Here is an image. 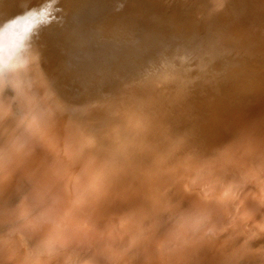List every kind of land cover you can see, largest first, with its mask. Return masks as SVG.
<instances>
[{
  "label": "clouds",
  "instance_id": "obj_1",
  "mask_svg": "<svg viewBox=\"0 0 264 264\" xmlns=\"http://www.w3.org/2000/svg\"><path fill=\"white\" fill-rule=\"evenodd\" d=\"M168 2L141 72L86 99L0 22V95L38 114L22 148L0 126V264H264V0Z\"/></svg>",
  "mask_w": 264,
  "mask_h": 264
},
{
  "label": "rangeland",
  "instance_id": "obj_2",
  "mask_svg": "<svg viewBox=\"0 0 264 264\" xmlns=\"http://www.w3.org/2000/svg\"><path fill=\"white\" fill-rule=\"evenodd\" d=\"M5 1H6V3L4 5H7L6 7L9 8V9H12V8H14V9L16 8L17 9V7H15V6H17L19 4L20 5V6L18 5L19 7L22 6V8H20L21 10L22 9L23 10L26 9V11H27L25 13V10L24 11L22 10L21 12L17 11L16 9L15 10L12 9V11L9 10V14L11 15V18H7L5 20H8V19L13 20V26H11V27H13V28H15V27L18 28L19 27V29H17L18 31L21 32L22 28H27V27H28V30H29V29H32L33 27H35L34 25H36V24H37L36 26H41V23L42 22L43 23L47 22V24L46 23L43 24L46 27L43 26V25L41 26L40 29H41V32L43 33V35L39 31V34L40 35L37 36V39L39 38L37 40V42L39 43L40 46H42L43 52H45L46 50H51V49H55V50L58 51V52H56L54 54L53 59L55 61L61 60V62H62V68H61L60 73L61 74L63 73V75H61L62 76V79H63L62 81H64V82L66 81V83H64V85L66 86V88L69 87V88H67L69 90H72L73 87H74L75 89H73V90L77 92V90H79L78 87L81 86V88H80V90L78 92H81V90H83V89L85 90V93L86 92L92 93L91 91H96V92H93L94 94L97 93V92H105V91H107L105 89L107 87V85L104 83L105 81H111L113 83L116 82L115 78H113V75H112V72L114 70V66H116V73L120 74V78L121 79H126L125 77L131 78V77H133V75L136 76L138 73H140L141 71H139V70L140 69H143L142 66H145V64L148 61L151 60L150 58H152L155 55V53H156V47H157L156 45L157 44H154V43L153 44H149V43L148 44H144L143 42L136 43L134 41L133 42L132 41L131 42H128V41L132 40L133 38L130 37V36H121L123 34L122 32H128L129 29H130V27H131V25H133L132 23H130V20H134L133 19L134 17L135 18H139L141 16V12L143 11V10H141V11H139L137 13H134V14L132 13V9H134L137 6L134 1H132V2H130L128 4L127 3L123 4V3L120 2V4L117 5V8H116L115 11L106 13V15H105V18L106 19L105 20H108V22H107L108 24L105 23L104 25H102L103 28H96V29H99L100 30L99 33H102L103 32L105 34L107 33V31L109 32L110 30H112L111 32H112L113 35L111 36V38L115 36L116 37L115 40H112V41H99V40H96V39L93 38L92 40H90L89 42H87V44H84V46L81 45L80 42H79L80 39L78 38V36H79L78 32H74V31H72L70 29H69L70 31H67L68 29L65 26H62V24L57 26L55 23H53V22L56 21V20H54V18L59 15V12H58L59 9L61 10L60 5L62 3L61 2L62 0H59V2H58V0L57 1H54V0H50L49 1V0H47L49 4L48 3L39 4V5H42L44 7L38 6V4L36 5V2L38 3L39 0H32V2L30 0H29V2H28V0L27 1H24V0H12V2H11V0H5ZM20 1H23V2L21 3ZM157 2H159V0H157ZM24 3H25V5H24ZM28 3H30V4L33 3V5L35 4L34 5L35 8H33V5L31 4L32 7L30 9V5ZM26 4H28V5H26ZM158 4L160 5V7L163 8V6L160 3H158ZM0 5H2V4H0ZM86 5L88 6V3ZM151 5L153 7L154 4L151 2ZM24 6H26V7H24ZM141 8L143 9V7H141ZM40 9H41V11H40ZM46 9H47V11L49 10L48 12H50V14L46 11ZM84 9H85V7L82 10H84ZM163 9H166V8H163ZM42 10L43 11L45 10V15H44V12ZM129 11H131V14L126 13V12H129ZM213 11H214V8L212 9V12ZM40 13L42 14V17H41V14ZM167 13L169 14V17L168 18L172 17V15H173L172 12H169V10H167ZM120 14L124 18H122V17L119 18V15ZM22 15H23V19H25V20H22ZM24 15L27 16V18ZM19 16L21 17V19L19 18ZM15 17H16V19L18 17V19L16 20ZM44 17H45V19H43ZM32 18H34V19H32ZM51 20H52V22H51ZM17 21L19 22V24H18ZM30 22H31L32 25H30ZM34 22H36V23H34ZM24 24H26V25H24ZM27 24H29L30 26L27 25ZM52 24H54L55 26L54 25L51 26ZM55 27H56V29H55ZM169 27H170V25H169ZM52 30H54V31L52 32ZM172 30H174V28L172 29L170 27L169 32H171ZM44 31L46 32V34H45ZM48 32H50L51 36L54 39L53 38H47L46 37L47 34L49 35ZM65 33H67V35ZM69 33L71 35H69ZM132 33H134L136 35H139V34L141 35L142 30L140 28H138V27L137 28L134 27V29L132 30ZM44 35H46V36H44ZM57 35L59 37H61V38H59ZM129 35H130V33H129ZM120 36L121 37H124L123 40L121 39ZM42 38L43 39L45 38L46 40L45 39L43 40ZM117 38H119V39H117ZM51 39H52V41H50ZM98 39H100L99 36H98ZM125 39H127V40H125ZM66 40H68L67 42H69V44L66 42ZM43 41L44 42L46 41V42L44 43ZM56 41H58V42H56ZM77 41H78V43H77ZM50 42H51V44H49ZM52 43H54L56 45L55 46L56 48L54 47V44H52ZM72 43H73V46H72ZM47 44L49 45L48 47L47 46H44V45H47ZM51 45H53V46H51ZM145 46H147V47H145ZM72 47H74V48H72ZM44 48H46V50H44ZM81 51L86 52V53L83 54V58H81V54H82V53H80ZM153 52H155V53H153ZM63 53H64L65 56L67 55V58H68L69 61L63 55ZM89 54H92V55H90L89 58H92V57L93 58L92 59H89L88 58L89 59L88 61L82 62L83 60H86V58L88 57ZM59 55H63V57L62 56H59ZM73 57H75L77 61H75V58H73ZM70 58L71 59L73 58L72 59L73 61H71ZM140 59H142L144 61H141ZM145 60H146V62H145ZM67 61H68V63H67ZM123 62L126 63V64L122 65L121 63H123ZM139 63H141V64H139ZM70 64H71V66H70ZM82 65H85L86 66L85 71L82 70L81 68H80L81 70L79 69V66H82ZM63 67H65V68H63ZM117 67H119L120 72L118 71ZM154 67L155 66H153V68ZM136 69H138V70L136 71ZM79 71H80L81 75H79L80 74ZM124 73L125 74H128V76L125 75ZM78 75L81 78L78 77ZM123 76H125V77H123ZM69 77H71V78L69 79ZM76 78H80V79L77 80ZM71 84L72 85H75V86L78 85V86L76 88L75 86H72ZM69 85L71 86V89H70V86ZM195 103H197V104L212 103V104L216 105V104L223 103V101L219 97H217L216 99H213L211 101H209L207 97H198L195 100ZM245 117H246V114L240 113V112H237V111H234V110L217 111L214 114L213 123H215L217 126H221L225 122L233 121V119H236L237 121H239V120L244 119ZM209 126H211V124Z\"/></svg>",
  "mask_w": 264,
  "mask_h": 264
},
{
  "label": "bare ground",
  "instance_id": "obj_3",
  "mask_svg": "<svg viewBox=\"0 0 264 264\" xmlns=\"http://www.w3.org/2000/svg\"><path fill=\"white\" fill-rule=\"evenodd\" d=\"M24 1H27V0H24ZM32 2V0H30ZM50 1V0H49ZM54 1H57V0H54ZM134 1L136 3V7L134 9H132V13H137L141 10H143L141 12V16L139 18H133L134 20H130V23H132L133 25H131L130 29L128 32H122L123 34L121 36H130L132 37L133 39L128 41V42H143L144 44H157V40L158 38L160 37H163V36H166L168 33H169V30H170V27L173 29L175 24H176V13H175V10H174V6L171 5L168 0H159V2H157V0H75L74 3H68V0H62L61 2V10L59 9V15L57 17H53L54 20H56L55 23L57 26L58 25H61L62 26H65L68 30L67 31H74V32H78L79 36L78 38L80 39V44L84 46V44H87V42H89L90 40H92L93 38L96 39V40H99V41H112V40H115L116 37H112L111 36L113 35L112 34V30H110L109 32L107 31V33H99L100 30L99 29H96V28H103L102 25H104L105 23L108 24V20H105V15L106 13H109V12H113L116 10L117 8V5L121 3L125 4V3H130ZM0 22H3L5 21V19L7 18H11V15L9 14V10L12 11L15 10L14 8L12 9H9L7 8L6 6L7 5H4L6 3L5 0H0ZM12 2V0H11ZM21 3L23 1H20ZM19 2V3H20ZM29 2V0H28ZM52 2V1H51ZM59 2V0H58ZM151 2L154 4L153 7L151 5ZM20 3V4H21ZM34 3V2H33ZM33 3H31L33 5ZM48 3V1H47ZM88 3V6L86 5ZM160 3L163 8H166V9H163L162 7H160V5L158 4ZM217 3H218V0H211V7L209 8V13L211 14L212 13V9L214 8L215 10V7L217 6ZM17 4V3H16ZM30 5V9L32 7V5L30 3H28ZM26 4V5H28ZM38 4V6H42V5H39L41 3H37L36 2V5ZM44 4V3H43ZM49 4V3H48ZM51 4V3H50ZM56 4V3H55ZM19 5V4H18ZM15 6L17 7V11L21 12L22 10L19 7V6ZM22 5V4H21ZM25 5V3H24ZM35 5V4H34ZM33 5V8H35V6ZM26 7V6H24ZM23 7V8H24ZM44 7V6H42ZM85 7L84 10H82L83 8ZM143 7V9L141 8ZM37 8V7H36ZM149 8V9H148ZM19 9V10H18ZM25 10V13L27 12L26 9ZM23 10V11H24ZM28 10V9H27ZM167 10H169V12H172V17L168 18L169 17V14L167 13ZM41 11V9H40ZM43 11V10H42ZM47 11V9H46ZM49 11V10H48ZM47 11V12H48ZM38 12V11H37ZM44 12V15H45V10L43 11ZM32 13V12H31ZM42 13V12H41ZM40 13V14H41ZM50 14V12H48ZM47 13V14H48ZM128 14H131V11L129 12H126ZM22 14V13H21ZM28 14V13H27ZM20 15V14H19ZM25 16V15H24ZM27 18V16H25ZM24 17V18H25ZM41 17H42V14H41ZM46 17V16H45ZM45 17L43 19H45ZM124 18L123 16H121V14L119 15V18ZM19 18L21 19V17L19 16ZM36 18V17H35ZM52 18V19H53ZM16 19V17H15ZM18 19V17H17ZM16 19V20H17ZM34 19V18H32ZM47 19V18H46ZM139 19V20H138ZM10 20V19H8ZM22 20H25L23 19V15H22ZM36 20V19H35ZM15 21V20H14ZM21 21V20H20ZM33 21V20H32ZM38 21V20H37ZM36 21V22H37ZM42 21V20H41ZM44 21V20H43ZM47 21V20H46ZM50 21V20H49ZM48 21V22H49ZM18 22V21H17ZM23 22V21H22ZM34 22V23H36ZM52 22V20H51ZM168 22V23H167ZM15 23V22H14ZM24 23V22H23ZM28 23V22H27ZM47 24V22H45ZM45 23H41V26ZM19 24V22H18ZM50 24V23H49ZM170 27H169V25ZM26 25V24H24ZM29 25V24H27ZM30 25L31 22H30ZM29 25V26H30ZM37 25V24H36ZM34 25V26H36ZM54 24H52L51 26H53ZM99 25V26H98ZM13 26V24H12ZM45 26V25H43ZM48 26V25H47ZM55 26V25H54ZM15 27V26H14ZM26 27V26H25ZM46 27V26H45ZM134 27H138L142 30V33L141 35H136L134 33H132V30L134 29ZM16 29H19V27H15ZM32 28V27H31ZM50 28V27H49ZM52 28V27H51ZM54 28V27H53ZM59 28V27H58ZM24 29V28H22ZM28 29V27H27ZM45 29V28H44ZM56 29V27H55ZM54 29V30H55ZM70 29V30H69ZM52 30V32L54 31ZM51 31V30H50ZM40 32H41V29H40ZM45 32V31H44ZM42 33V32H41ZM49 35L47 34L44 35L46 36L47 38H53L50 34V32H48ZM99 33V34H98ZM120 33V32H119ZM130 33V35H129ZM46 34V32H45ZM63 34V33H62ZM67 35V33H65ZM40 35V34H39ZM43 35V33H42ZM55 35V34H54ZM53 35V36H54ZM61 35V34H60ZM65 35V36H66ZM69 35H71L69 33ZM43 36V37H44ZM58 36V35H57ZM98 36L100 37V39H98ZM120 36V37H121ZM59 37V36H58ZM118 37V36H117ZM57 38V37H56ZM61 38V37H59ZM114 38V39H113ZM124 37H121V39L123 40ZM39 39V38H38ZM37 39V40H38ZM43 39V38H42ZM45 39V38H44ZM43 39V40H44ZM54 39V38H53ZM71 39V38H70ZM73 39V38H72ZM119 39V38H117ZM46 40V39H45ZM127 40V39H125ZM49 41V40H48ZM47 41V42H48ZM52 41V39L50 40ZM59 41V40H58ZM56 41V42H58ZM65 41V40H64ZM63 41V42H64ZM68 40H66L67 42ZM74 41V40H73ZM72 41V42H73ZM117 41V40H116ZM44 42V41H43ZM42 42V43H43ZM46 42V41H45ZM44 42V43H45ZM62 42V43H63ZM41 43V44H42ZM43 43V44H44ZM69 44V42H67ZM78 43V41H77ZM39 44V43H38ZM51 44V42L49 43ZM54 44V43H52ZM65 44V43H64ZM44 46H49L48 44L47 45H44ZM53 46V45H51ZM50 46V47H51ZM56 45L54 44V47ZM63 46V45H62ZM65 46V45H64ZM72 46H73V43H72ZM157 46V45H156ZM141 47V46H140ZM147 47V46H145ZM155 47V46H154ZM42 48V46H41ZM56 48V47H55ZM65 48V47H64ZM74 48V47H72ZM51 49V48H50ZM71 49V48H70ZM154 49V48H153ZM44 50H46V48H44ZM130 50V49H129ZM151 50V49H150ZM149 50V51H150ZM47 51V52H46ZM44 53V58H45V64H44V67H45V70L47 71V73L49 74V76L51 77V79L54 81V83L56 84V87H57V90L58 92L64 96L66 99H69V100H77V99H86L88 97H90L91 95H94L93 92H96V91H91L92 93L90 92H86L85 93V90H81V92H78L81 88H79V90L74 91L73 89H75L73 87V91L72 90H69L66 88V86L64 85V83H66V81H62V76L63 73L61 74L60 71H61V68H62V62L61 60H57L55 61L53 59V56L56 52H58L57 50L55 49H51V50H46ZM62 51V50H61ZM63 52V51H62ZM151 52V51H150ZM65 53V52H64ZM63 53V55H64ZM80 53L81 54V58H83V54L86 53L84 51H81ZM152 53V52H151ZM155 53V52H153ZM61 54V53H60ZM149 54V53H148ZM156 54V53H155ZM63 55H59V56H62ZM90 55L92 54H89L88 57L86 58V60H83L82 62H86L88 61L89 59H92V58H89ZM143 55V54H142ZM65 56V55H64ZM152 56V55H151ZM150 56V57H151ZM67 58V55L65 56ZM70 57V56H69ZM75 58V57H73ZM72 58V59H73ZM89 58V59H88ZM71 59V58H70ZM71 59V61H73ZM148 59V58H147ZM146 59V60H147ZM151 59V58H150ZM149 59V60H150ZM68 60V58H67ZM141 61H144L142 59H140ZM145 60V62H146ZM63 61V60H62ZM66 61V60H65ZM69 61V60H68ZM67 61V63H68ZM75 61L76 58H75ZM74 61V62H75ZM148 61V60H147ZM81 62V61H80ZM139 62V61H138ZM144 62V63H145ZM149 62V61H148ZM64 63V62H63ZM72 63V62H71ZM79 63V62H78ZM133 63V62H132ZM143 63V62H142ZM65 64V63H64ZM75 64V63H74ZM122 65L126 64V63H121ZM141 64V63H139ZM73 65V64H72ZM78 65V64H77ZM76 65V66H77ZM67 66V65H66ZM71 66V64H70ZM75 66V65H74ZM141 66V65H140ZM65 68V67H63ZM71 68V67H70ZM76 68V67H75ZM82 69L85 71V68L86 66L85 65H82V66H79V69ZM141 68V67H140ZM142 68H144V66H142ZM72 69V68H71ZM78 69V68H77ZM80 69V70H81ZM118 71L120 72L119 70V67H117ZM64 70V69H63ZM138 69H136L137 71ZM142 69H140L139 71H141ZM66 71V70H65ZM74 71V70H73ZM78 71V70H77ZM83 71V72H84ZM106 71V70H105ZM64 72V71H63ZM78 73V72H77ZM80 73V71H79ZM65 74V73H64ZM84 74V73H83ZM125 74V73H124ZM81 75V73L79 74ZM78 75V77H80ZM112 75H113V78H115L116 82L113 83L111 81H105L104 83L107 85V87L105 88L107 91L116 87L122 80H127V79H131L132 75L130 76L131 78H127L125 76L126 79H121L120 78V74L116 73V66H114V70L112 72ZM128 76V74H125ZM134 77V75H133ZM71 77H69L70 79ZM74 78V77H73ZM81 78V77H80ZM80 78H76L77 80H79ZM82 80V79H81ZM80 80V81H81ZM71 82V81H70ZM69 82V83H70ZM77 82V81H76ZM75 82V83H76ZM72 83V82H71ZM78 83V82H77ZM80 83V82H79ZM73 84V83H72ZM71 84V85H72ZM82 85V84H81ZM70 86V85H69ZM72 86H75V85H72ZM78 86V85H77ZM77 86H75L77 88ZM70 89H71V86H70ZM106 92V91H105ZM88 94V95H87ZM37 113L31 109H28L26 106H25V103L24 101L21 99V97L19 96V94L17 96H14L12 97L11 99L7 98L6 96H3V95H0V126L4 125L5 123L7 124V128H8V132H9V135L11 138H13L15 141H16V144L18 147H23V145L26 143V141L28 140L29 136H30V133H31V130H32V126H33V123L35 121V119L37 118ZM246 118V117H245ZM237 120L236 119H233V122H236Z\"/></svg>",
  "mask_w": 264,
  "mask_h": 264
},
{
  "label": "snow or ice",
  "instance_id": "obj_4",
  "mask_svg": "<svg viewBox=\"0 0 264 264\" xmlns=\"http://www.w3.org/2000/svg\"><path fill=\"white\" fill-rule=\"evenodd\" d=\"M27 31H28L27 28H24V29L21 30V32H27Z\"/></svg>",
  "mask_w": 264,
  "mask_h": 264
}]
</instances>
